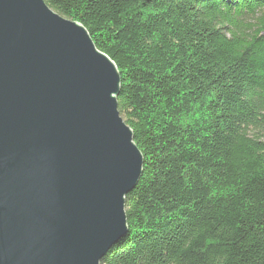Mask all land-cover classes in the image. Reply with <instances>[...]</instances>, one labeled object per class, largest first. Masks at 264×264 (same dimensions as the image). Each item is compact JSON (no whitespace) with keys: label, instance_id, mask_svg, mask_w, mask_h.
<instances>
[{"label":"trees","instance_id":"trees-1","mask_svg":"<svg viewBox=\"0 0 264 264\" xmlns=\"http://www.w3.org/2000/svg\"><path fill=\"white\" fill-rule=\"evenodd\" d=\"M44 1L115 63L144 158L102 264H264V0Z\"/></svg>","mask_w":264,"mask_h":264},{"label":"water","instance_id":"water-1","mask_svg":"<svg viewBox=\"0 0 264 264\" xmlns=\"http://www.w3.org/2000/svg\"><path fill=\"white\" fill-rule=\"evenodd\" d=\"M121 83L81 24L0 0V264H99L128 239L144 158Z\"/></svg>","mask_w":264,"mask_h":264},{"label":"rangeland","instance_id":"rangeland-1","mask_svg":"<svg viewBox=\"0 0 264 264\" xmlns=\"http://www.w3.org/2000/svg\"><path fill=\"white\" fill-rule=\"evenodd\" d=\"M262 140L264 141V133H263V136H262ZM99 264H102V262H100Z\"/></svg>","mask_w":264,"mask_h":264}]
</instances>
